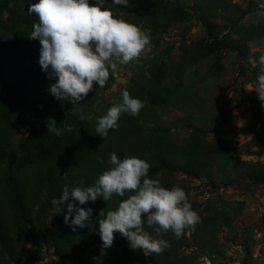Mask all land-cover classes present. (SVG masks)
Instances as JSON below:
<instances>
[{
    "label": "rangeland",
    "instance_id": "rangeland-1",
    "mask_svg": "<svg viewBox=\"0 0 264 264\" xmlns=\"http://www.w3.org/2000/svg\"><path fill=\"white\" fill-rule=\"evenodd\" d=\"M178 1L129 0V6L112 8V0H106L114 17L150 35L151 51L110 69L106 85L99 88L94 83L91 100L80 109L85 116H102L138 76L164 88L167 101L143 107L142 122L145 127L160 126L172 154L165 161L143 159L151 165L149 178L165 188L185 190L201 222L180 239L171 232L163 235L171 246L161 254L146 256L140 249H130L118 232L114 238L120 245L114 239L102 251L99 213L114 210L118 203L98 198L79 205L71 198L68 202L93 210L91 223L72 231L64 223L67 209L56 212L52 204L69 180L61 167H55L29 184L30 196L22 209L4 202L0 264H110L118 257L126 264H264V102L255 90H248L256 84L258 59L264 54V0ZM21 2L0 0V66L6 70L12 63L16 70L36 65L40 55L39 40L28 37L38 15L28 13L31 18L23 19V24H12L8 11L15 13L18 4L25 11ZM12 28L15 42L7 33L10 42L3 43ZM222 36L240 51L213 43ZM29 120L14 124L16 140L36 130ZM146 231L159 238L152 229Z\"/></svg>",
    "mask_w": 264,
    "mask_h": 264
},
{
    "label": "clouds",
    "instance_id": "clouds-1",
    "mask_svg": "<svg viewBox=\"0 0 264 264\" xmlns=\"http://www.w3.org/2000/svg\"><path fill=\"white\" fill-rule=\"evenodd\" d=\"M106 0H39L31 4L28 13L35 12L38 23H33L29 39H38L40 55L38 63L55 83L49 85L51 95L71 105L80 101L93 90L94 83L103 88L109 79L110 69L128 65L151 51V37L139 26L114 17L113 11L105 7ZM113 5L129 6V0H112ZM259 75L254 87L259 99L264 102V54L258 59ZM144 107L143 101L122 90L120 102L113 103L105 114L96 118L95 133L106 138L109 130L118 128L121 114L136 116ZM74 114L79 119L92 120L76 107ZM47 132L62 135L53 117L47 118ZM64 130L72 131L70 125ZM104 163L103 159L99 160ZM110 167L103 171L91 186L69 187L65 185L59 198H53L56 212H67L64 223L76 231L91 223L92 208L79 207L68 202L69 197L79 205L95 202L98 198L109 201L113 196L127 198L119 201L114 210L99 213V236L101 249L111 247L114 233L125 237L132 250L140 249L148 256L161 254L171 245L162 238L171 232L180 239L186 230H195L201 222L192 208L185 190L179 186L165 188L157 179L149 178L151 167L145 159L138 157L118 158L115 152L107 161ZM83 184V181L80 182ZM60 205H65L61 208ZM146 227L156 234L153 238Z\"/></svg>",
    "mask_w": 264,
    "mask_h": 264
},
{
    "label": "trees",
    "instance_id": "trees-1",
    "mask_svg": "<svg viewBox=\"0 0 264 264\" xmlns=\"http://www.w3.org/2000/svg\"><path fill=\"white\" fill-rule=\"evenodd\" d=\"M22 2L25 3V11L21 12L24 9L21 4L15 7V13L8 11L14 19L12 24L18 23V26L23 24V19L31 18L28 8L33 4L32 0L31 2L22 0ZM112 8L119 6L112 5ZM25 23L28 27L27 22ZM7 33H11L10 37L13 38L16 33L15 28L7 29L6 36ZM5 42H10L8 36L3 39V43ZM213 43L234 53L240 51V48L235 47L233 42V44L228 42L224 36L215 38ZM0 78V222L2 223L6 221L4 202L9 200L12 206L22 209V204L30 196L29 184L35 177L41 175L42 171L48 172L55 167H61L63 173L69 176L66 185L70 188L87 187L110 167L107 161L113 152L120 159L135 156L161 161H165L166 156L172 154V147L162 139L160 126L158 124L144 126L143 108L134 117L127 113L121 114L118 128L109 130L107 137L102 138L95 133L96 118L81 121L78 114L73 112L74 108H80L83 103L91 100L90 92L79 105H71L67 100L54 98L50 93L49 85L55 83L56 78H49L41 70L39 63L17 70L13 63L9 65L8 70L0 66ZM125 89L131 97L143 101L144 108H152L168 99L164 88L147 84L142 76L132 80ZM121 99L122 92L113 103L120 102ZM113 103L108 104L107 107L110 108ZM28 105L30 107L27 109ZM37 106H41V109ZM41 112L46 114V118L43 119ZM35 116L38 117L34 118ZM49 116L55 119L62 135L56 136L47 132L46 124ZM29 119L33 120L32 126L36 130L26 138L16 140L12 134L14 124H27L30 122ZM64 125H70L72 131L64 130ZM101 158L104 163L99 162ZM81 181L83 184L80 183ZM54 188L59 192L61 187L58 185ZM127 195L124 197L114 195L110 202L119 203L120 200L126 199ZM16 216L20 218L17 210ZM2 223L0 231L2 230L4 234L6 231L3 230L4 223L3 225ZM114 239L116 243H120L119 239ZM0 240H3L2 236ZM1 247L4 251L8 248L5 245ZM110 264H126V262L123 257H118Z\"/></svg>",
    "mask_w": 264,
    "mask_h": 264
}]
</instances>
